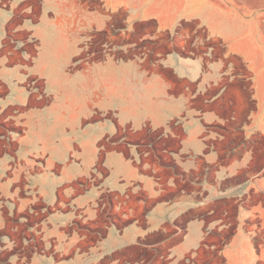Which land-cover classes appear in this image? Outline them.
Returning <instances> with one entry per match:
<instances>
[{
    "label": "crops",
    "instance_id": "1",
    "mask_svg": "<svg viewBox=\"0 0 264 264\" xmlns=\"http://www.w3.org/2000/svg\"><path fill=\"white\" fill-rule=\"evenodd\" d=\"M259 234L264 4L0 0V264H264Z\"/></svg>",
    "mask_w": 264,
    "mask_h": 264
},
{
    "label": "rangeland",
    "instance_id": "2",
    "mask_svg": "<svg viewBox=\"0 0 264 264\" xmlns=\"http://www.w3.org/2000/svg\"><path fill=\"white\" fill-rule=\"evenodd\" d=\"M249 3H250V0H247ZM253 4L256 3V0H252ZM245 3V2H244ZM258 4H264V0H258ZM257 222V221H256ZM28 222H25L24 225H21L19 227V229H23L25 227V225L27 224ZM253 223H255V221H248V225H252ZM226 238L228 239V235L226 236ZM226 238L224 237H220V238H214V240L212 241L213 244L215 245H222L224 243V241L226 240ZM256 240L258 241H264V235L262 234H259L258 237H255ZM213 264V260L211 262Z\"/></svg>",
    "mask_w": 264,
    "mask_h": 264
}]
</instances>
